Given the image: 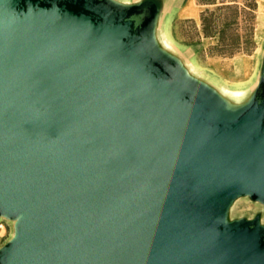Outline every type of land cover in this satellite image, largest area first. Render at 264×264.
I'll list each match as a JSON object with an SVG mask.
<instances>
[{
  "label": "water",
  "instance_id": "95a60500",
  "mask_svg": "<svg viewBox=\"0 0 264 264\" xmlns=\"http://www.w3.org/2000/svg\"><path fill=\"white\" fill-rule=\"evenodd\" d=\"M156 0H0V264H264V76L237 108L156 39Z\"/></svg>",
  "mask_w": 264,
  "mask_h": 264
},
{
  "label": "rangeland",
  "instance_id": "374dc122",
  "mask_svg": "<svg viewBox=\"0 0 264 264\" xmlns=\"http://www.w3.org/2000/svg\"><path fill=\"white\" fill-rule=\"evenodd\" d=\"M156 1L159 45L176 56L191 76L216 90L231 108L243 105L264 76V0H196L200 12L194 18L178 17L177 9L192 0ZM227 219H257L264 227V205L250 196H239ZM0 222L5 228L1 247L11 238L13 224Z\"/></svg>",
  "mask_w": 264,
  "mask_h": 264
},
{
  "label": "crops",
  "instance_id": "0c3cea01",
  "mask_svg": "<svg viewBox=\"0 0 264 264\" xmlns=\"http://www.w3.org/2000/svg\"><path fill=\"white\" fill-rule=\"evenodd\" d=\"M177 9L178 17L180 18H194L198 16V13L200 12L197 8L196 0H192L184 5L180 4L177 6Z\"/></svg>",
  "mask_w": 264,
  "mask_h": 264
},
{
  "label": "built area",
  "instance_id": "2783aa9c",
  "mask_svg": "<svg viewBox=\"0 0 264 264\" xmlns=\"http://www.w3.org/2000/svg\"><path fill=\"white\" fill-rule=\"evenodd\" d=\"M4 234H5L4 224L0 222V239L4 236Z\"/></svg>",
  "mask_w": 264,
  "mask_h": 264
}]
</instances>
